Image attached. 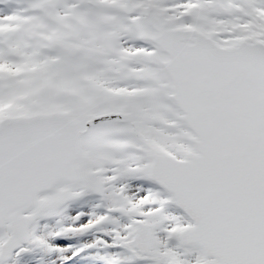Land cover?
<instances>
[{
	"label": "snow or ice",
	"instance_id": "1",
	"mask_svg": "<svg viewBox=\"0 0 264 264\" xmlns=\"http://www.w3.org/2000/svg\"><path fill=\"white\" fill-rule=\"evenodd\" d=\"M94 246L264 264V0H0V264Z\"/></svg>",
	"mask_w": 264,
	"mask_h": 264
},
{
	"label": "rangeland",
	"instance_id": "2",
	"mask_svg": "<svg viewBox=\"0 0 264 264\" xmlns=\"http://www.w3.org/2000/svg\"><path fill=\"white\" fill-rule=\"evenodd\" d=\"M97 202V199L94 198H85V201H83V204L87 205V208H84L82 206H79L80 202H78V205H72V207H66L65 212L68 214H71L78 210H84L85 212L91 211L92 206ZM81 207V208H80ZM97 211H101L102 209H96ZM54 217L46 218L47 221L50 224H54L55 222H51V220ZM55 219V218H54ZM87 215L81 217V220H86ZM62 223H80V220L72 221L69 216H65L62 221ZM96 235H103V233H99L96 228H90L87 229L85 232H79L78 234L73 233H63L59 236L50 237V240L53 243H58L61 245H72L73 248L76 246H79L81 243L85 241L92 240ZM114 249L111 248H105L100 246H94L90 248L83 249L80 253H77L75 256H69V259L64 260L61 259V255H68L71 253L72 248H65L64 252L61 253L57 250H53L49 253H41L37 251L36 253L31 254V259L33 261V264H52L53 260L55 261V264H76V262L80 261L81 264H107L106 260L100 255L101 253H106L109 251H113ZM36 254V256L41 257L43 256V259H38V257H33V255ZM77 262V263H78ZM123 264H146L143 260H133V261H125Z\"/></svg>",
	"mask_w": 264,
	"mask_h": 264
},
{
	"label": "flooded vegetation",
	"instance_id": "3",
	"mask_svg": "<svg viewBox=\"0 0 264 264\" xmlns=\"http://www.w3.org/2000/svg\"><path fill=\"white\" fill-rule=\"evenodd\" d=\"M85 195H86V194H84L83 196H81V198L84 197ZM69 206H71V203H67V207H69ZM44 219H46V218H42V219H41V223L44 222ZM53 221H55L54 218L51 220V222H53Z\"/></svg>",
	"mask_w": 264,
	"mask_h": 264
},
{
	"label": "water",
	"instance_id": "4",
	"mask_svg": "<svg viewBox=\"0 0 264 264\" xmlns=\"http://www.w3.org/2000/svg\"><path fill=\"white\" fill-rule=\"evenodd\" d=\"M91 194H94V196H95V195H97V196H98V194H96V193H91Z\"/></svg>",
	"mask_w": 264,
	"mask_h": 264
}]
</instances>
